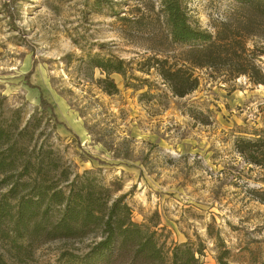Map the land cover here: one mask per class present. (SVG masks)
<instances>
[{
    "label": "rangeland",
    "instance_id": "374dc122",
    "mask_svg": "<svg viewBox=\"0 0 264 264\" xmlns=\"http://www.w3.org/2000/svg\"><path fill=\"white\" fill-rule=\"evenodd\" d=\"M105 1L95 11L93 0H0V126L125 195L133 222L165 249L200 248L199 264H218L222 251L228 264H264V168L234 148L237 138L264 136V86L196 69L197 89L173 97L155 70L140 71L148 58L180 62L188 50L171 42L157 1ZM185 4L202 29L229 23L241 47L264 52V19L250 10L231 0ZM93 56L123 60L135 79L109 76L118 92L108 95ZM257 63L264 69V57ZM90 242L40 245L20 264H69L67 254L79 259Z\"/></svg>",
    "mask_w": 264,
    "mask_h": 264
},
{
    "label": "trees",
    "instance_id": "16d2710c",
    "mask_svg": "<svg viewBox=\"0 0 264 264\" xmlns=\"http://www.w3.org/2000/svg\"><path fill=\"white\" fill-rule=\"evenodd\" d=\"M156 1L171 42L188 50L180 62L148 58L140 71L155 70L173 97L182 99L197 89L196 69H228L232 78L243 76L264 86V69L257 63L264 52L256 55L241 47L229 36V23L211 34L192 18L185 0ZM231 1L236 11L248 9L264 19V0ZM103 3L107 1L93 0V10L100 11ZM89 63L106 75L101 83L108 95L118 92L109 76L135 79L132 66L123 60L93 56ZM127 86L135 87L130 81ZM40 107L56 121L53 107L43 98ZM18 135L23 137L24 131L13 136L0 126V191L5 189L0 193V242L8 243L5 253L0 252V264H20L23 253L31 257L40 245L87 239V252L79 259L67 254L69 264H199L202 249L187 243L165 249L156 232L133 222L125 195L114 198L89 172L74 173L52 148H24ZM234 148L248 164L264 168V136L237 138ZM227 255L222 251L217 263L228 264Z\"/></svg>",
    "mask_w": 264,
    "mask_h": 264
}]
</instances>
